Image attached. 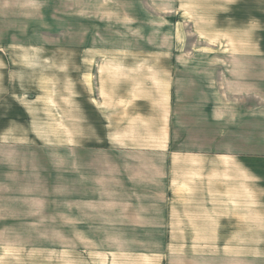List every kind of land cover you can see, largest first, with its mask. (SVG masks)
<instances>
[{
    "label": "rangeland",
    "instance_id": "1",
    "mask_svg": "<svg viewBox=\"0 0 264 264\" xmlns=\"http://www.w3.org/2000/svg\"><path fill=\"white\" fill-rule=\"evenodd\" d=\"M174 58L264 62V0H0V121L12 114L20 122L1 127L8 131H0V144L47 149L54 158L89 146L151 145ZM184 156L174 170L179 221L172 243H83L84 230L60 227L68 215L61 212L58 176L52 227H0V264L264 257V160L258 166ZM220 202L229 212L199 210Z\"/></svg>",
    "mask_w": 264,
    "mask_h": 264
},
{
    "label": "crops",
    "instance_id": "2",
    "mask_svg": "<svg viewBox=\"0 0 264 264\" xmlns=\"http://www.w3.org/2000/svg\"><path fill=\"white\" fill-rule=\"evenodd\" d=\"M173 63L163 96L166 107L158 112L157 139L151 145L89 146L74 156L54 158L47 149L0 144V227L26 222V227L51 228L54 178L59 176L61 212L68 215L60 227L84 230L83 243L164 246L172 243L179 221L172 197L181 155L193 162L229 158L259 166L264 160V62L183 64L174 58ZM19 124L4 114L0 131ZM221 191L214 193L221 196ZM199 210L230 209L220 202ZM188 264H264V257L200 256Z\"/></svg>",
    "mask_w": 264,
    "mask_h": 264
}]
</instances>
